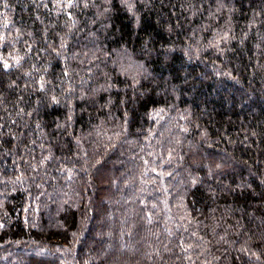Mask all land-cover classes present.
Instances as JSON below:
<instances>
[{
    "label": "trees",
    "instance_id": "1",
    "mask_svg": "<svg viewBox=\"0 0 264 264\" xmlns=\"http://www.w3.org/2000/svg\"><path fill=\"white\" fill-rule=\"evenodd\" d=\"M0 264H264V0H0Z\"/></svg>",
    "mask_w": 264,
    "mask_h": 264
}]
</instances>
